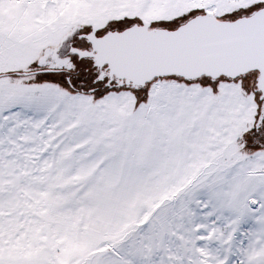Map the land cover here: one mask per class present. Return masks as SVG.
Wrapping results in <instances>:
<instances>
[{
    "label": "snow or ice",
    "instance_id": "obj_1",
    "mask_svg": "<svg viewBox=\"0 0 264 264\" xmlns=\"http://www.w3.org/2000/svg\"><path fill=\"white\" fill-rule=\"evenodd\" d=\"M0 264H264V0H0Z\"/></svg>",
    "mask_w": 264,
    "mask_h": 264
}]
</instances>
